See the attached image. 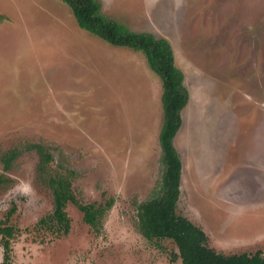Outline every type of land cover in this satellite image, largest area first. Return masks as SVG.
Listing matches in <instances>:
<instances>
[{"label":"rangeland","instance_id":"obj_1","mask_svg":"<svg viewBox=\"0 0 264 264\" xmlns=\"http://www.w3.org/2000/svg\"><path fill=\"white\" fill-rule=\"evenodd\" d=\"M101 12L171 45L188 101L173 144L176 213L223 253L264 254V0H98ZM161 80L142 52L81 29L61 0H0V218L12 203L10 264H180L137 229L163 170ZM72 170L86 203L113 199L99 227L71 203L69 230L38 226L52 197L29 143ZM16 150L9 168L2 155ZM2 248L0 246V261Z\"/></svg>","mask_w":264,"mask_h":264},{"label":"trees","instance_id":"obj_2","mask_svg":"<svg viewBox=\"0 0 264 264\" xmlns=\"http://www.w3.org/2000/svg\"><path fill=\"white\" fill-rule=\"evenodd\" d=\"M66 3L77 25L104 41L126 46L143 53L149 68L161 80L162 123L158 133L163 170L159 184L152 195L136 205L137 229L149 241L170 240L177 253L171 254L170 261L178 257L180 264H264V254L253 252L223 253L209 245L205 232L185 216L176 213V203L180 193L181 161L173 144V138L181 125V110L188 101V91L183 83V73L174 64L172 48L167 39L151 32L135 31L123 23L101 12L98 0H61ZM38 156L37 171L42 175L52 197L50 212L37 220V225L56 235L69 230L70 220L65 210L66 204H73L81 213L82 219L90 226L99 227L113 199L104 202L81 201L75 193L72 180L74 172L49 169L53 158L39 142L29 143ZM16 150H8L2 155L3 169L7 170ZM11 179L0 175V186ZM16 210L12 203L0 218V264L11 262V240L18 229L11 224V216Z\"/></svg>","mask_w":264,"mask_h":264}]
</instances>
